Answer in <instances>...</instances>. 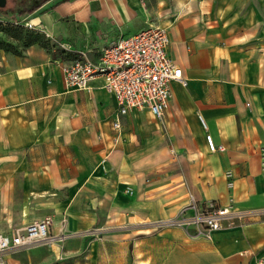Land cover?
Segmentation results:
<instances>
[{
	"label": "crops",
	"instance_id": "0c3cea01",
	"mask_svg": "<svg viewBox=\"0 0 264 264\" xmlns=\"http://www.w3.org/2000/svg\"><path fill=\"white\" fill-rule=\"evenodd\" d=\"M3 10L7 19L36 18L34 28L61 49L0 50V233L51 216V233L70 237L115 219L120 264L133 238L153 244L154 232L163 256L146 248L150 264H256L264 252V0H49L30 12ZM151 23L168 29L188 84L172 83L162 118L133 111L114 131L118 106L102 79L70 87L63 65L82 50L98 60L111 38ZM207 133L225 149L211 151ZM191 195L238 215L210 233L155 231V220L177 216ZM75 240L63 253L73 254ZM6 264L23 263L11 253Z\"/></svg>",
	"mask_w": 264,
	"mask_h": 264
},
{
	"label": "built area",
	"instance_id": "2783aa9c",
	"mask_svg": "<svg viewBox=\"0 0 264 264\" xmlns=\"http://www.w3.org/2000/svg\"><path fill=\"white\" fill-rule=\"evenodd\" d=\"M4 22L25 24L34 27L32 20L22 18L18 12L12 19L0 14V25ZM171 38L166 27L151 23L130 35L111 38L100 51L98 60L88 57L85 50L80 58L63 65L65 83L70 87L90 88L93 81L102 79L103 86L113 95L118 110L112 121V129H122L121 117L133 112L148 110L155 117L162 118L172 95V83L179 81L187 85L183 69L169 54ZM201 121L206 125L204 118ZM206 140L211 151L224 150L210 133ZM229 185L233 184L232 172L227 171ZM238 215L230 205L214 202L199 204L191 195L189 203L173 218L159 221L160 225H180L199 232L210 233L233 222ZM53 218L46 216L19 226L12 233H0V264H6L11 253L48 245L63 240L67 234L51 233ZM256 264H264V252L257 256Z\"/></svg>",
	"mask_w": 264,
	"mask_h": 264
},
{
	"label": "rangeland",
	"instance_id": "374dc122",
	"mask_svg": "<svg viewBox=\"0 0 264 264\" xmlns=\"http://www.w3.org/2000/svg\"><path fill=\"white\" fill-rule=\"evenodd\" d=\"M14 2H16V0H10L8 2L9 6L6 5L3 12H10L9 9L11 8L9 7H11ZM10 17L11 16H9V19L13 18ZM17 26L18 28L15 29ZM32 31L40 32L46 39H48L47 43L44 45L47 49L50 50L52 48H57V45L59 47L57 48L58 51L61 49L60 43H52L49 36L41 29L30 27L25 24H15L13 22H4L0 25V39L4 40V45H6L10 51L22 52L25 48L27 33ZM63 53L65 52H61V54ZM173 217H175V215H172L169 218ZM114 220L115 219H110L108 227L101 229L100 231L97 229H91L80 235H71V238H79V240H75L70 244V248L74 250V252H72L73 254L63 253L64 248L61 244L70 238L68 236V238H64V240L54 243L60 244V250L58 251L53 248V246L56 247V245L48 244L41 245L28 252L24 250L15 252L12 253V256L16 260L20 258L23 264H120L122 250L120 244L115 241L116 236H114L113 233V226L115 225ZM160 220H155L157 221L155 223L157 226L155 231L167 227L166 225H160ZM143 235L145 234H139L133 238V244L130 248L126 249L125 264H150L151 262H146V254L148 250L146 248H150L152 245L154 247V250L152 251L153 257L156 259V257L161 258L163 256V252L160 249L162 245V236L157 235L156 232L149 235L150 238L152 237L155 239L153 244H151L150 242H146L144 238L139 239L140 236ZM166 256L171 257V259H178L180 254L176 250L170 249Z\"/></svg>",
	"mask_w": 264,
	"mask_h": 264
},
{
	"label": "trees",
	"instance_id": "16d2710c",
	"mask_svg": "<svg viewBox=\"0 0 264 264\" xmlns=\"http://www.w3.org/2000/svg\"><path fill=\"white\" fill-rule=\"evenodd\" d=\"M9 1L10 0H8V2ZM48 1L49 0H16V2H14L11 5V8H13L14 10H19L20 12H30V11H34V10L38 9L40 6L47 3ZM7 6H9L8 3H7ZM3 9L4 8H0V10H3ZM17 28H18V26L15 29H17ZM47 40L48 39H46L44 37V35L41 34L40 32H35V31L28 32L27 38L25 41V48L31 44H34V43H38V44L44 46L47 43ZM44 47H46V46H44ZM0 50L10 51L6 47V45H4V40H2V39H0ZM11 52L20 53L19 51H13V50Z\"/></svg>",
	"mask_w": 264,
	"mask_h": 264
},
{
	"label": "water",
	"instance_id": "95a60500",
	"mask_svg": "<svg viewBox=\"0 0 264 264\" xmlns=\"http://www.w3.org/2000/svg\"><path fill=\"white\" fill-rule=\"evenodd\" d=\"M8 3V0H0V8H5Z\"/></svg>",
	"mask_w": 264,
	"mask_h": 264
},
{
	"label": "bare ground",
	"instance_id": "6f19581e",
	"mask_svg": "<svg viewBox=\"0 0 264 264\" xmlns=\"http://www.w3.org/2000/svg\"><path fill=\"white\" fill-rule=\"evenodd\" d=\"M33 23L36 24L37 23V20L36 18L33 19Z\"/></svg>",
	"mask_w": 264,
	"mask_h": 264
}]
</instances>
